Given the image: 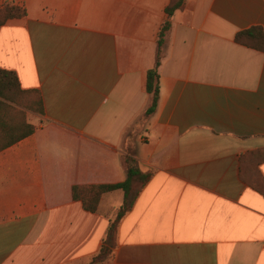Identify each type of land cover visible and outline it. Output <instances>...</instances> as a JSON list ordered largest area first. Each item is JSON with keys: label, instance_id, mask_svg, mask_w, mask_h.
Returning <instances> with one entry per match:
<instances>
[{"label": "crops", "instance_id": "1", "mask_svg": "<svg viewBox=\"0 0 264 264\" xmlns=\"http://www.w3.org/2000/svg\"><path fill=\"white\" fill-rule=\"evenodd\" d=\"M171 0H0L23 9L0 27V69L34 91V128L0 151V264H92L121 191L98 213L75 186L151 173L102 264H264V198L240 178L264 150V0H184L170 19L154 114L146 73ZM264 179V163L257 166Z\"/></svg>", "mask_w": 264, "mask_h": 264}, {"label": "trees", "instance_id": "2", "mask_svg": "<svg viewBox=\"0 0 264 264\" xmlns=\"http://www.w3.org/2000/svg\"><path fill=\"white\" fill-rule=\"evenodd\" d=\"M184 6V0H171L166 7L167 19L157 36L156 62L153 69L146 73V92L150 104L144 118L151 117L159 99L158 70L164 55L167 37L170 32V19L176 11ZM26 15L23 7L14 4H3L0 7V27L8 20L22 18ZM239 45L264 53V33L261 28L253 27L239 32L235 36ZM20 108L41 113V102L34 91H23L14 72L0 69V151L17 143L33 133L34 128L25 121V113ZM264 163V150L246 154L240 159V178L264 198V179L257 170ZM125 180L115 185L75 186L72 188L74 201L80 202L85 211L98 213L101 198L104 194L121 191L123 202L113 219L109 220L106 236L92 264H102L113 257L116 246L118 226L123 217L132 209L133 204L151 178V173L142 172L130 153L122 159Z\"/></svg>", "mask_w": 264, "mask_h": 264}]
</instances>
